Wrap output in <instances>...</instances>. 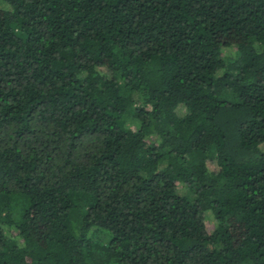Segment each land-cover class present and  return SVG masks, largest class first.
I'll list each match as a JSON object with an SVG mask.
<instances>
[{
	"label": "trees",
	"instance_id": "16d2710c",
	"mask_svg": "<svg viewBox=\"0 0 264 264\" xmlns=\"http://www.w3.org/2000/svg\"><path fill=\"white\" fill-rule=\"evenodd\" d=\"M0 264H264V0H0Z\"/></svg>",
	"mask_w": 264,
	"mask_h": 264
},
{
	"label": "rangeland",
	"instance_id": "374dc122",
	"mask_svg": "<svg viewBox=\"0 0 264 264\" xmlns=\"http://www.w3.org/2000/svg\"><path fill=\"white\" fill-rule=\"evenodd\" d=\"M225 54L233 58L232 51H227ZM205 225H206L207 231L210 233L213 230V221H212L211 215L208 213L205 214ZM108 237L109 236L106 233L96 230V229L92 230L90 234V240L93 246L96 245L97 243L105 245L106 242H108Z\"/></svg>",
	"mask_w": 264,
	"mask_h": 264
}]
</instances>
